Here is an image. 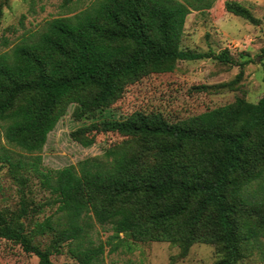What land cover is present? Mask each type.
<instances>
[{"label":"trees","instance_id":"1","mask_svg":"<svg viewBox=\"0 0 264 264\" xmlns=\"http://www.w3.org/2000/svg\"><path fill=\"white\" fill-rule=\"evenodd\" d=\"M62 1L67 7L78 0ZM215 1L93 0L0 54V164L20 184L30 167L58 205L55 221L46 218L26 232L22 194L17 211H0V239L37 257L38 264H54L50 257L61 254L64 244L76 264H104L95 225L109 226L110 240L168 242L179 247L181 257L195 243L214 245L216 264H238L254 251L264 258V97L257 104L238 97L174 123L157 113L122 119L100 114L127 86L171 73L178 61L234 63L227 51L179 48L190 12ZM225 8L258 22L237 3ZM249 63L241 62L235 79L220 87L233 88ZM70 106L74 119L90 121L72 133L81 146H92L100 133L123 140L99 157L41 173L39 157L27 162L21 152L40 153ZM46 235L52 239L43 249L35 239Z\"/></svg>","mask_w":264,"mask_h":264},{"label":"rangeland","instance_id":"2","mask_svg":"<svg viewBox=\"0 0 264 264\" xmlns=\"http://www.w3.org/2000/svg\"><path fill=\"white\" fill-rule=\"evenodd\" d=\"M93 0H78L64 7L62 0H0L3 3L0 18V54L14 46L37 38L48 21L74 15ZM226 3H237L247 8L258 22L256 25L227 12ZM182 51L213 53L227 51L232 64L214 59L178 61L173 72L149 75L125 88L121 98L100 113L102 118L122 119L134 112L161 114L169 122H177L203 112L231 104L242 97L257 104L264 97V0H216L206 10H192L184 25L179 43ZM250 61L243 68L241 80L233 87H220L233 81L240 71V63ZM211 87L206 91L200 87ZM73 106L67 109L55 128L48 134L38 154L21 151L24 160L39 157V172L53 173L79 162L101 156L105 149L123 140L115 133L95 135L94 144L83 147L73 140L72 133L90 121L76 120ZM0 127V136H1ZM1 143L4 140L1 137ZM8 148H11L8 146ZM25 181H16L7 166L0 164V211L13 213L19 208L21 195L26 201L28 215L23 218L25 231H32L39 223L56 220L55 197L40 181L39 174L29 170L23 173ZM96 244L104 243V264H216L219 255L214 245L195 243L188 254L181 257L180 249L168 242H125L110 240L109 226L93 227ZM51 236H36L43 249L50 246ZM108 242V243H107ZM115 251L111 249L115 247ZM62 253L50 257L54 264H76L61 246ZM0 264H38L37 257L26 254L20 246L0 239ZM238 264H264L258 251Z\"/></svg>","mask_w":264,"mask_h":264}]
</instances>
